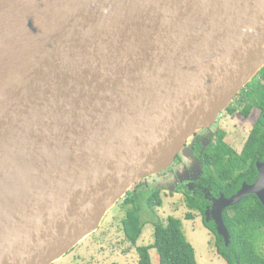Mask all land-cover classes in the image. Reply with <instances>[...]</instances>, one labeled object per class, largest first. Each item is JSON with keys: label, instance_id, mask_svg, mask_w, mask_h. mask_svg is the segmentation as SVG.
Instances as JSON below:
<instances>
[{"label": "water", "instance_id": "1", "mask_svg": "<svg viewBox=\"0 0 264 264\" xmlns=\"http://www.w3.org/2000/svg\"><path fill=\"white\" fill-rule=\"evenodd\" d=\"M263 68L264 0H0V264L62 260Z\"/></svg>", "mask_w": 264, "mask_h": 264}, {"label": "trees", "instance_id": "2", "mask_svg": "<svg viewBox=\"0 0 264 264\" xmlns=\"http://www.w3.org/2000/svg\"><path fill=\"white\" fill-rule=\"evenodd\" d=\"M253 110H258L260 116L243 150L237 152L229 146L225 142L226 132L220 130L217 144L203 156L205 174L201 184L207 193L204 197L202 192H189L185 200L188 209L203 216L204 226L216 237L217 254L226 264H264V207L255 195H249L223 211L222 221L227 228L228 243L218 233L212 216H206L207 210L213 211L215 203L222 197H235L245 184L253 185L259 178L257 163L264 161V68L222 112L217 122L223 116L229 118L237 113L249 118ZM161 193V189L139 182L123 199V205L131 206L123 220V231L127 241L137 249L138 264H152V249L157 250L160 264H198L195 249L184 234L182 220L174 217H169L166 223L157 219L153 224L154 243L137 247L144 228L149 224L142 217V212L148 214V211L155 212L161 208L164 204ZM186 220H194V215L188 214Z\"/></svg>", "mask_w": 264, "mask_h": 264}, {"label": "rangeland", "instance_id": "3", "mask_svg": "<svg viewBox=\"0 0 264 264\" xmlns=\"http://www.w3.org/2000/svg\"><path fill=\"white\" fill-rule=\"evenodd\" d=\"M259 116L260 112L258 110H253L249 118H245L239 113L229 118L224 116L221 121V128L226 132L225 142L237 152H241ZM190 144L191 140L187 145ZM142 182L150 188L162 189L161 196L164 204L161 208H157L155 212L148 211V214L142 212V217L146 218L149 224L144 228L137 247H145L154 243L153 224L157 219L166 223L169 217H174L182 220L184 234L195 249L198 264H226L224 259L217 254L216 237L204 226L203 216L188 209L185 198L168 192L176 182L175 179L163 172V174L149 177L145 181L142 180ZM134 189L135 186L131 191ZM130 207L123 205V200L120 201L107 214L100 229L95 234L88 237L55 264H138L137 249L127 241L123 231V220ZM190 213L194 215L192 221L186 220L187 215ZM150 256L152 264H160L157 250L152 249Z\"/></svg>", "mask_w": 264, "mask_h": 264}, {"label": "flooded vegetation", "instance_id": "4", "mask_svg": "<svg viewBox=\"0 0 264 264\" xmlns=\"http://www.w3.org/2000/svg\"><path fill=\"white\" fill-rule=\"evenodd\" d=\"M223 117L213 125V127L197 132L196 135L190 139L191 144L189 146L186 145L187 147H185L184 152L178 155L173 167L167 172H164L166 175L176 180L169 190L166 189L169 193L180 195L185 198V200L189 192L207 193L206 187L201 184L205 174L203 156L217 144V135L218 132L222 130L221 121ZM208 207L209 205L206 208Z\"/></svg>", "mask_w": 264, "mask_h": 264}, {"label": "clouds", "instance_id": "5", "mask_svg": "<svg viewBox=\"0 0 264 264\" xmlns=\"http://www.w3.org/2000/svg\"><path fill=\"white\" fill-rule=\"evenodd\" d=\"M181 155V154H180Z\"/></svg>", "mask_w": 264, "mask_h": 264}]
</instances>
